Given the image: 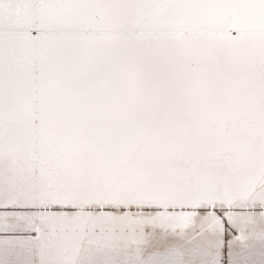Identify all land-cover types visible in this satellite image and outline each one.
I'll list each match as a JSON object with an SVG mask.
<instances>
[{
  "label": "snow or ice",
  "instance_id": "obj_1",
  "mask_svg": "<svg viewBox=\"0 0 264 264\" xmlns=\"http://www.w3.org/2000/svg\"><path fill=\"white\" fill-rule=\"evenodd\" d=\"M0 264H264V0H0Z\"/></svg>",
  "mask_w": 264,
  "mask_h": 264
}]
</instances>
